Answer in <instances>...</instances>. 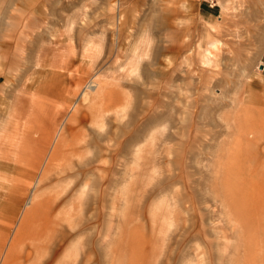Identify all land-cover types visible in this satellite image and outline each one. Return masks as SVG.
Wrapping results in <instances>:
<instances>
[{"label":"rangeland","instance_id":"obj_1","mask_svg":"<svg viewBox=\"0 0 264 264\" xmlns=\"http://www.w3.org/2000/svg\"><path fill=\"white\" fill-rule=\"evenodd\" d=\"M0 264H264V0H0Z\"/></svg>","mask_w":264,"mask_h":264},{"label":"bare ground","instance_id":"obj_2","mask_svg":"<svg viewBox=\"0 0 264 264\" xmlns=\"http://www.w3.org/2000/svg\"><path fill=\"white\" fill-rule=\"evenodd\" d=\"M63 132V131H62ZM61 132V133H62ZM61 133H60V135H61ZM110 139V138H109ZM108 140V139H107ZM106 140V141H107ZM96 142L97 141H95V142H93L92 140L90 141V142H87V141H85V143L84 144H87V145H92V146H94V148H96ZM100 147V148H99ZM98 148V151H97V157L99 158V157H101V155H102V150H103V148L101 147V146H98L97 147ZM70 161V160H69ZM96 160H93V158H91L90 159V157H84L83 158V160H78V163H79V167H80V169H79V171L76 173L74 170H73V165L72 164H69V166H70V168L68 169L66 166V169H68L69 171L68 172H65L64 174L66 175L65 176V178H77V176L80 174V175H82L83 176V178H82V181H81V186H88L89 187V184L87 183V180L89 179H87V177H88V175H89V173H90V170L88 169V166H89V164L90 163H93V162H95ZM72 165V166H71ZM91 165V164H90ZM61 168V167H60ZM62 170V169H61ZM101 170V169H100ZM70 171L72 172V173H70ZM93 171H94V169H93ZM92 171V172H93ZM101 172H105L104 170H101ZM107 172V171H106ZM105 172V173H106ZM63 174V175H64ZM93 174V173H92ZM90 176V175H89ZM101 177H102V179L100 180L101 182H102V180H103V175H101ZM100 179V178H99ZM66 180H68V179H66ZM90 181V180H89ZM48 182V176H45V175H43L42 177H41V179H40V184L42 185V186H45L46 184H48L47 183ZM105 183V182H104ZM88 184V185H87ZM103 185V184H102ZM75 186H77L78 187V185H76L75 184ZM99 186H100V183H99ZM106 186V185H105ZM104 186V187H105ZM96 188V187H95ZM97 188H98V186H97ZM96 188V189H97ZM99 188H101V186L99 187ZM77 190V189H76ZM97 190H99V189H97ZM102 190H104V189H102ZM101 191V190H100ZM99 191V192H100ZM96 192V191H95ZM98 192V193H99ZM103 192V191H102ZM82 193V192H81ZM101 193V192H100ZM90 195V194H89ZM88 193H85V194H83L82 195V198L84 197V199L82 200L83 202H82V208L84 207V206H86L87 205V203H88ZM92 196V195H91ZM106 196V194H104V193H101L100 194V201L102 200V199H105L104 197ZM90 197V196H89ZM96 199V198H95ZM97 200V199H96ZM106 200V199H105ZM59 202H60V200H58ZM54 202V201H53ZM93 202V201H92ZM105 202V201H104ZM54 204H56V203H54ZM68 204V203H67ZM75 204V203H74ZM53 205V204H52ZM71 205V204H70ZM73 205V204H72ZM96 205V204H95ZM102 205H103V203H102ZM105 205V204H104ZM77 206V205H76ZM79 206V205H78ZM48 207H51V206H48ZM56 207V206H55ZM85 208V207H84ZM83 208V209H84ZM54 209V208H53ZM82 209V210H83ZM87 209V208H86ZM38 212L37 210H35V208H33V207H31V209H29V210H27L26 211V215H25V222H27L28 221V217H29V213L30 212ZM71 211V210H70ZM69 211V212H70ZM82 212V211H81ZM77 213H79V212H77ZM88 212L86 211V213L85 214H87ZM82 214V213H81ZM80 214V216H81V218H83V216ZM84 214V215H85ZM68 216H69V213H68ZM71 216V215H70ZM73 216H75V215H73ZM77 216V215H76ZM23 218V217H22ZM76 218V217H75ZM74 218V219H75ZM79 218V217H78ZM78 218H76V219H78ZM103 218V217H102ZM78 220H81V219H78ZM67 221H68V219H67ZM59 223V222H58ZM63 224V223H62ZM65 224V223H64ZM75 224H76V222H75ZM49 225H50V223H49ZM53 225V224H52ZM68 225V224H67ZM70 226V225H69ZM73 226V225H72ZM81 226V225H80ZM61 227H62V225H61ZM74 227H75V225H74ZM77 227H79L78 226V224H77ZM73 228V227H72ZM71 228V229H72ZM66 229V228H65ZM79 229V228H78ZM81 229H82V226H81ZM84 229V228H83ZM73 230V229H72ZM59 231V230H58ZM79 232H80V229L78 230ZM83 231H85V230H83ZM50 232V231H49ZM52 232V231H51ZM66 232V231H65ZM69 232V231H68ZM60 234L62 233V232H59ZM58 233V234H59ZM70 233H71V231H70ZM53 234V233H52ZM63 235V234H62ZM65 235V234H64ZM67 235V234H66ZM66 235H65V237L63 236L62 238H63V240H64V238H66ZM70 235H72V234H70ZM73 235H74V233H73ZM79 235H81V234H79ZM56 237H58V236H61V235H55ZM55 237V238H56ZM70 237V236H69ZM68 237V238H69ZM61 238V237H60ZM61 238V239H62ZM71 238H73V237H71ZM54 239V238H53ZM49 240V239H48ZM67 240V239H66ZM65 240V241H66ZM70 240H72V239H70ZM70 242V241H69ZM58 243H60L61 244V242H58ZM64 243V242H63ZM51 244H52V242H51ZM52 246V245H51ZM46 247V246H45ZM50 247V246H49ZM53 247V246H52ZM43 248V247H42ZM46 249V248H45ZM54 251H56V250H54ZM59 251V250H58ZM54 255V254H53Z\"/></svg>","mask_w":264,"mask_h":264},{"label":"crops","instance_id":"obj_3","mask_svg":"<svg viewBox=\"0 0 264 264\" xmlns=\"http://www.w3.org/2000/svg\"><path fill=\"white\" fill-rule=\"evenodd\" d=\"M87 97V96H86ZM83 101V103H92L93 102V99H91L90 97H87V99L86 100H82ZM91 105V104H90ZM91 110L92 109H94L93 107L92 108H90ZM98 114V113H97ZM69 121L68 122H70L71 124L70 125H68L67 127H65L61 132V135L59 136V138H58V140H57V143H56V148H55V151H54V154L58 151V150H60L61 148H64L66 145V143L68 142V141H70L71 140V143H72V141H76L77 142V144H80L81 143V149H83V148H85V136L83 135L82 137H78V135H75V132H74V129H75V126L72 124V123H75V122H77V123H79V125L80 126H83L84 125V122H85V120H86V117H85V115L84 114H82V112L81 111H76V113H74L71 117H70V119H68ZM79 136H80V134H79ZM73 151H75V149L73 150ZM77 152V151H76ZM87 157V156H86ZM65 158H66V156H65ZM44 173H46L45 174V176H50V174L51 175H53L52 173H51V171L50 170H48V169H45L44 171H43V173H42V175H44ZM41 175V176H42ZM26 223H28V221L26 222Z\"/></svg>","mask_w":264,"mask_h":264}]
</instances>
